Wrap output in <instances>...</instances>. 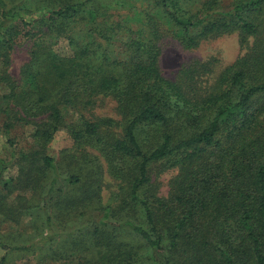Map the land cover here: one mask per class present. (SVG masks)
I'll return each mask as SVG.
<instances>
[{
	"label": "trees",
	"instance_id": "trees-1",
	"mask_svg": "<svg viewBox=\"0 0 264 264\" xmlns=\"http://www.w3.org/2000/svg\"><path fill=\"white\" fill-rule=\"evenodd\" d=\"M226 1L219 16L211 10L224 0H82L48 9L49 20L64 28L61 36L74 48L62 53L39 37L18 81L9 72L10 54L22 32L18 20L31 23L23 17L29 9L26 0H0V84L6 87L3 96L19 108L7 114L6 126L12 119L48 113L34 132L39 150L24 156L19 178L24 188L49 185L41 198L46 225L53 231L54 216L89 205L101 191L86 176L95 167L88 151L72 155L64 170L40 148L61 126L66 105L81 114L71 128L75 143L100 148L113 175L125 183L122 202L143 216V223L121 218L111 208L90 232L100 247L98 257H80V264H264V0ZM118 6L127 16L119 11L110 22L113 28L102 30L100 24ZM70 21L85 22L84 40L65 30ZM120 31L117 39L127 58L110 59L108 66L91 63L96 36L112 39ZM233 32L243 41L254 40L220 72L216 59H195L174 78L163 74L164 36L193 48L207 37ZM100 94L116 99L124 118L121 131L113 118L89 114ZM6 167L0 158V181L8 188ZM171 168L177 173L167 195H161L152 176ZM60 180L74 189L64 200L70 207L58 208L52 195ZM51 203L58 214L52 215ZM127 207L122 205V212ZM122 231L137 243L118 240ZM0 246L14 247L2 240Z\"/></svg>",
	"mask_w": 264,
	"mask_h": 264
},
{
	"label": "rangeland",
	"instance_id": "rangeland-1",
	"mask_svg": "<svg viewBox=\"0 0 264 264\" xmlns=\"http://www.w3.org/2000/svg\"><path fill=\"white\" fill-rule=\"evenodd\" d=\"M82 0H26L24 6L29 11L24 13L23 17L27 22L24 24L18 20L22 27V32L14 44L10 54L9 72L18 81L20 80V71L22 66L29 61L31 50L35 40L39 37H45L46 44H51L62 53L70 54L74 46L69 42L67 37H62L64 28L58 29V22L49 20L48 9H57L67 3L81 2ZM110 0H101L109 2ZM195 3L199 4L198 1ZM227 1L217 5L211 10L214 16H219L222 11L227 9ZM126 15L128 10H121L120 6L111 9L100 28L104 30L110 27V22L115 18L114 14L118 12ZM134 10L130 11V17ZM218 12V14H216ZM1 14V8H0ZM127 16V15H126ZM132 20V19H131ZM67 25L65 29L68 34H74L79 41L84 36V21L73 22ZM134 26V24H132ZM48 32L50 36L45 32ZM109 36L108 33H104ZM92 50H95L91 56V63L102 66L110 65V59H126L129 52L126 50L124 43L117 38L121 37V31L117 37L109 39L97 35ZM80 38V39H79ZM254 37H249L243 41L238 32L220 33L212 35L201 40L199 46L193 48L184 47L181 42L172 36L166 35L162 38L160 46L162 53L160 56V66L166 77L174 78L183 66L191 61L198 59L200 61L216 59V72H220L225 67L231 65L240 55L249 50ZM6 87L0 84V158L7 162L4 178L10 182L7 188L0 181V240L14 246L4 248L0 246V264H80L82 258L95 260L100 251V247L94 245L91 231L93 227L100 223L106 213L111 208L116 211L117 217H129L132 220L142 222L143 216L135 205L127 207L122 200L125 197L123 189L125 185L117 179L112 172L111 166L99 147L92 145H83L79 147L75 143V138L71 133V128L78 122L81 117L80 111L74 105L62 106L63 122L59 129L53 134L45 147L40 146L41 150L52 155L62 164V169L67 170L72 162V155L88 151L93 160L94 172L86 174L88 178L96 181L100 185V195L90 202L87 206L69 211L59 217L54 216L52 221V230L45 223L41 198L49 185L36 188H24L19 181L22 175V166L24 165V156H32L37 153L39 148L35 141L34 132L38 124H43L47 118V112H37L35 116H28L26 119H12V125L6 126L9 121L8 113L13 109H19L11 104L3 96ZM95 99V104L89 106L90 113L96 118L111 117L116 121L114 128L121 131L124 126V118L118 110L116 99L110 96L100 94ZM8 103V104H7ZM11 107V109H9ZM17 111V110H16ZM14 111V112H16ZM145 138L144 131L140 134ZM40 155V154H39ZM32 158V157H28ZM67 165V166H66ZM68 172L64 171V174ZM177 173V169L171 168L160 174H153L152 181L157 184L161 195H167L169 190V181ZM85 179L82 177V180ZM50 179L44 178L43 183L48 184ZM52 195L60 207H70L64 200L72 197L75 192L71 186H68L64 180H60L54 186ZM77 193V192H76ZM121 193V195H120ZM87 204V203H85ZM127 207L124 209L121 206ZM57 208V209H58ZM55 206L49 208L52 215L59 213ZM48 210V209H47ZM122 212V214H118ZM126 213L125 215H123ZM114 220H117L114 218ZM143 223V222H142ZM145 224V223H144ZM50 232V233H49ZM49 233V236H46ZM118 240L137 243L125 232H121ZM77 245L81 252L76 255L73 250V243ZM46 243V244H45ZM142 250H146L143 248ZM139 249V251H142ZM75 252V254H74ZM66 253H69L67 257ZM63 254V256H59Z\"/></svg>",
	"mask_w": 264,
	"mask_h": 264
}]
</instances>
